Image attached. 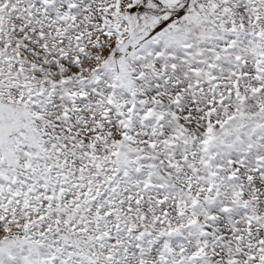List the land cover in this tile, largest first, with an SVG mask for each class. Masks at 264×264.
Listing matches in <instances>:
<instances>
[{
	"label": "snow or ice",
	"instance_id": "1",
	"mask_svg": "<svg viewBox=\"0 0 264 264\" xmlns=\"http://www.w3.org/2000/svg\"><path fill=\"white\" fill-rule=\"evenodd\" d=\"M0 264H264V0H0Z\"/></svg>",
	"mask_w": 264,
	"mask_h": 264
}]
</instances>
